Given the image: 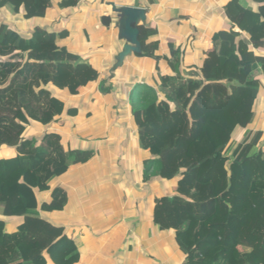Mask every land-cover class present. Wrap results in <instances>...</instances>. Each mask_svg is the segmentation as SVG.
I'll list each match as a JSON object with an SVG mask.
<instances>
[{"label":"trees","instance_id":"16d2710c","mask_svg":"<svg viewBox=\"0 0 264 264\" xmlns=\"http://www.w3.org/2000/svg\"><path fill=\"white\" fill-rule=\"evenodd\" d=\"M80 1L0 0V149H14L0 157V264H44L42 253L63 235L49 215L64 209L67 193L52 182L92 152L64 149L53 130L28 136L63 111V95L78 96L99 78L97 68L63 46L66 31L36 24L23 35L11 20H41ZM252 1L254 10L244 8L246 0L224 3L230 31L211 36L196 67L170 47L172 73L157 68L130 95L138 147L151 157L144 178L174 181L169 195L154 198L151 217L172 233L181 264H264V130H254L264 81V0ZM137 28L136 55L168 61L159 55L155 27ZM8 217L20 219L10 232ZM61 246L75 251L69 239ZM55 262L67 264L64 257Z\"/></svg>","mask_w":264,"mask_h":264},{"label":"crops","instance_id":"0c3cea01","mask_svg":"<svg viewBox=\"0 0 264 264\" xmlns=\"http://www.w3.org/2000/svg\"><path fill=\"white\" fill-rule=\"evenodd\" d=\"M226 1L152 0L151 5L148 0H81L64 10L55 7L41 20L14 19L20 27L14 30L25 27L23 35L36 24L47 31H66L63 46L99 71L98 80L86 85L78 96H62L63 111L50 125L28 136L35 138L34 132L53 130L61 135L64 149L92 152L86 163L71 166L52 182L65 189L67 203L60 213L49 215L64 226V232L42 253L44 264H56L62 257L67 264H181L172 233L160 231L151 217L154 198L169 195L174 181L150 175L144 178L151 157L138 147L130 95L137 85L149 84L157 68L172 73L170 47L185 51L187 67H196L212 47L211 36L230 31L223 9ZM243 6L255 9L252 0ZM113 7L146 9L145 25L157 30L159 55L167 56L168 61L131 52L118 63L125 41L118 37ZM104 16L110 18L108 25L102 22ZM71 110L75 113L68 114ZM256 111L254 130H264L263 80ZM243 133L239 131L236 141ZM48 198L47 193L39 201ZM19 220L11 217L9 232ZM66 239L72 241L73 253L61 246Z\"/></svg>","mask_w":264,"mask_h":264},{"label":"water","instance_id":"95a60500","mask_svg":"<svg viewBox=\"0 0 264 264\" xmlns=\"http://www.w3.org/2000/svg\"><path fill=\"white\" fill-rule=\"evenodd\" d=\"M117 18V31L118 37L125 41L122 52L117 57V62L121 60L131 52L140 53V45L137 39L138 37V24H145L146 9L139 7H119L112 8ZM110 18L104 16L102 22L108 25ZM123 27V34H121V28Z\"/></svg>","mask_w":264,"mask_h":264},{"label":"rangeland","instance_id":"374dc122","mask_svg":"<svg viewBox=\"0 0 264 264\" xmlns=\"http://www.w3.org/2000/svg\"><path fill=\"white\" fill-rule=\"evenodd\" d=\"M1 17H2V15L0 16V18ZM116 20H117V18H116ZM11 23H12V28L13 29H17V30L20 29V27L18 26L19 22H17V21L15 22L14 20H11ZM21 29L22 30H19V33L23 34L25 32V30H24L25 27L21 26ZM39 134H40L39 132H37V133L34 132L32 135H33V137H38ZM9 156H11V148H2V149H0V157H9ZM9 209H10L9 207L6 208L7 211ZM3 224H4V230L9 231L11 229V217L6 218L5 222H3Z\"/></svg>","mask_w":264,"mask_h":264},{"label":"bare ground","instance_id":"6f19581e","mask_svg":"<svg viewBox=\"0 0 264 264\" xmlns=\"http://www.w3.org/2000/svg\"><path fill=\"white\" fill-rule=\"evenodd\" d=\"M121 34H123V27L121 28Z\"/></svg>","mask_w":264,"mask_h":264}]
</instances>
